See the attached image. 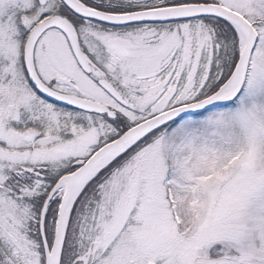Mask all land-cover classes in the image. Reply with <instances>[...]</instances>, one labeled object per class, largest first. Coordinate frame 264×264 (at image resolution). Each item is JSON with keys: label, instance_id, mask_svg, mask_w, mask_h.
<instances>
[{"label": "snow or ice", "instance_id": "snow-or-ice-1", "mask_svg": "<svg viewBox=\"0 0 264 264\" xmlns=\"http://www.w3.org/2000/svg\"><path fill=\"white\" fill-rule=\"evenodd\" d=\"M0 264H264V0H0Z\"/></svg>", "mask_w": 264, "mask_h": 264}]
</instances>
